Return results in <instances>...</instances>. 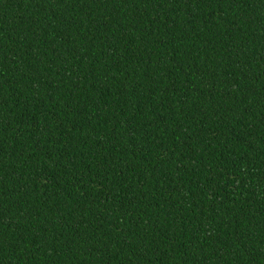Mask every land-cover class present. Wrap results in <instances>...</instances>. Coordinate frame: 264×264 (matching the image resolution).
<instances>
[{
  "label": "trees",
  "instance_id": "1",
  "mask_svg": "<svg viewBox=\"0 0 264 264\" xmlns=\"http://www.w3.org/2000/svg\"><path fill=\"white\" fill-rule=\"evenodd\" d=\"M0 264H264V0H0Z\"/></svg>",
  "mask_w": 264,
  "mask_h": 264
}]
</instances>
